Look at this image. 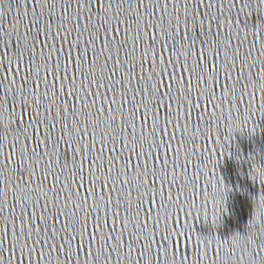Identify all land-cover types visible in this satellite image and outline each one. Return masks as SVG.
Segmentation results:
<instances>
[{"label":"snow or ice","instance_id":"1","mask_svg":"<svg viewBox=\"0 0 264 264\" xmlns=\"http://www.w3.org/2000/svg\"><path fill=\"white\" fill-rule=\"evenodd\" d=\"M261 175L264 176V172H261Z\"/></svg>","mask_w":264,"mask_h":264}]
</instances>
